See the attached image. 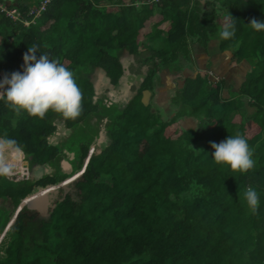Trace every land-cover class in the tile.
Segmentation results:
<instances>
[{
	"label": "trees",
	"instance_id": "trees-1",
	"mask_svg": "<svg viewBox=\"0 0 264 264\" xmlns=\"http://www.w3.org/2000/svg\"><path fill=\"white\" fill-rule=\"evenodd\" d=\"M41 1L19 2L20 20L0 12V80L22 72L23 55L36 44L38 55L74 73L83 110L76 120L51 111L44 119L16 117L0 100V136L23 148L25 168H50L41 176L0 177V234L7 226L11 241L0 264H264V31L249 25L264 21V0H51L25 24ZM229 23L235 36L223 40L219 32ZM162 34L169 47L154 49L164 44ZM191 44L231 49L250 69L228 98L207 73L187 78L172 102L177 111L183 98V111L162 116L144 104L142 91H154L155 75L171 62L188 66ZM126 48L140 73L147 66L138 93L127 104L94 101L90 72L104 67L106 79L118 84ZM147 49L153 54L144 57ZM193 81L199 84L188 93ZM189 114L198 117L195 128L178 122ZM92 124L93 136L73 140L74 127ZM101 124L108 140L96 153ZM237 133L253 151L246 174L212 157L210 142ZM65 149L75 153L70 170L61 166ZM248 187L259 197L256 214L244 198Z\"/></svg>",
	"mask_w": 264,
	"mask_h": 264
},
{
	"label": "clouds",
	"instance_id": "clouds-1",
	"mask_svg": "<svg viewBox=\"0 0 264 264\" xmlns=\"http://www.w3.org/2000/svg\"><path fill=\"white\" fill-rule=\"evenodd\" d=\"M249 25L256 31H264V21L253 18ZM235 32V25L229 23L224 25L219 36L223 40H229L235 36ZM38 51V45L29 46L28 51L23 55V71L4 74L3 79L0 80V100L4 101L5 106L16 117L26 112L31 117L44 119L51 111L61 115L65 120H76L83 110V94L74 73L58 59H50L48 54L38 55ZM135 95L133 93V96ZM11 124L12 127H16L17 120L13 119ZM52 143L58 144L59 141ZM210 143L214 149L212 157L217 165H227L232 172L241 174H246L254 168L253 151L244 135L237 133L235 136H228L220 143ZM64 151L69 158L63 159L67 158L70 161L74 158V152L68 149ZM70 153L74 154L70 155ZM25 165L26 155L19 143L9 138L7 134L0 136V177L12 178L22 174ZM39 165L42 164H37ZM244 198L248 209L252 214H256L259 207L257 192L252 187H248Z\"/></svg>",
	"mask_w": 264,
	"mask_h": 264
},
{
	"label": "crops",
	"instance_id": "crops-1",
	"mask_svg": "<svg viewBox=\"0 0 264 264\" xmlns=\"http://www.w3.org/2000/svg\"><path fill=\"white\" fill-rule=\"evenodd\" d=\"M22 1H27V0H7L6 2L7 4L13 2L14 6L19 8L18 3ZM128 1H134L136 2V5L137 4L141 5V3L145 2L146 0H128ZM109 2H112V1L109 0ZM202 2H204V0H202ZM32 6H36V5H31V7ZM204 6L207 7L206 4ZM224 51H228L230 53V56L225 54ZM123 53L124 55H126V53L130 54V56L132 57V53H130L129 50H123ZM195 53H197L196 60L194 56ZM183 58L184 57H181V59ZM189 59H191V61L194 62L192 67H185V68L178 70V69L170 68L167 66L161 70L160 76L158 77L157 88H154V91H152V99L154 98V95H155V89H158V94H156V98L158 99V101H155L154 105L157 107V109H160L159 107L161 106V108L163 109L162 111L164 113L176 112V111H173V105H172L173 98L176 96L178 92V89L176 86L179 85L180 83L181 85H183L187 78H197L198 74L207 73L209 76V79L212 82L216 84L222 83L221 95L224 98H228L229 96L238 93V91L240 90L241 84L244 81V78L246 77V74L248 72L247 71L246 73H244L245 71H243L242 67L239 65V62H237L235 58L233 57V53L231 49L219 50V49H213L212 47L207 48L202 44H191V54L189 56ZM124 60L125 59L121 58V62L124 63ZM242 62L244 65H247L248 70H249L250 69L249 63L245 59H243ZM91 72L89 74V78L93 82V86H94V81L99 80L98 79L99 71H97L96 77H92ZM106 76H107V72H106ZM215 77H219V79L215 80ZM105 79L106 78H103L102 80L105 81ZM175 79H177L176 83L174 81ZM221 80H223V82H221ZM161 91L165 92V95H166L165 98L163 97V94L160 95ZM100 93L101 91L98 94ZM97 97H98L97 93H95L94 101H96ZM168 97L170 98L169 101L167 100ZM147 105H151V104H147ZM162 105H164L165 107L168 106V108L169 109L171 108V110L168 111L164 109ZM152 108L154 110V107ZM189 118L190 117H185L184 119L185 122L182 125L186 126L187 128H191V127L195 128L197 126L198 121L194 120L192 117H191L192 119H189ZM53 137L55 138V141H57V135ZM107 140L108 139H106V141Z\"/></svg>",
	"mask_w": 264,
	"mask_h": 264
},
{
	"label": "rangeland",
	"instance_id": "rangeland-1",
	"mask_svg": "<svg viewBox=\"0 0 264 264\" xmlns=\"http://www.w3.org/2000/svg\"><path fill=\"white\" fill-rule=\"evenodd\" d=\"M138 5V4H137ZM73 9L76 7L75 6V4H73ZM164 36V34H162V35H160V38L162 37V40H160V41H162L164 44L163 45H161V46H157L156 48H154V49H158L159 47H162V46H168L169 47V45H168V42H167V40H166V38L165 37H163ZM141 47H143V44H141ZM198 51V50H197ZM129 52L131 53V51L129 50ZM144 57H147L148 55H152L153 54V52H152V49H147V50H144ZM224 53L225 54H227V55H229L230 56V53L228 52V51H224ZM133 56H134V54H132ZM196 55H197V53H195L194 54V56H195V60H196ZM122 56V55H121ZM123 59H126V60H129L128 62H126V60L124 61V63H127L128 64V68H129V66H130V64L132 63L130 60H132V57L130 56V54H127L126 53V55H124L123 56ZM181 59V58H180ZM230 59H231V57H230ZM188 61H189V65L188 66H185L184 65V61H180V60H178V61H175V62H171L170 63V66L171 67H173V68H185V67H192L193 66V64H194V62H192L191 61V59H189L188 58ZM231 61H232V59H231ZM137 64V63H136ZM236 64V63H235ZM239 65L242 67V69H243V71H245L244 73H246L247 71H248V67H247V65H244L243 64V62L241 61V62H239ZM88 69H83V71L84 72H86ZM130 70H133L135 73H137V76L139 77H137V78H133V77H130L129 78V81L130 82H132L131 83V86H130V88H129V93H128V95L127 96H125V97H123V101H129L131 98H132V96H133V93H134V90H137V89H139V87H140V78H142V77H144L143 76V74L145 75V73L147 72V70L146 69H144L143 71H142V73H140V69H138V67H136L135 65L134 66H132L131 68H130ZM178 70H180V69H178ZM83 72V73H84ZM82 72H78L77 73V75H79V77L80 78H82V77H84V74H83ZM94 73L93 72H91V75H92V77H95L96 76V74L95 75H93ZM191 74V73H190ZM193 74V73H192ZM201 75L203 76V78L205 77V76H207L206 74H203V73H201ZM160 75L159 74H157V75H155V80L159 77ZM180 77V76H179ZM178 77V78H179ZM217 79H219V77H215V80H217ZM245 79V78H244ZM175 81V83H176V81H177V79H175L174 80ZM198 81V80H197ZM197 81H193V82H191V86H190V90H189V92L188 93H190L191 91H193V90H195V88H196V86L199 84V83H197ZM186 82V81H185ZM209 83H212L211 81H209ZM185 84V83H184ZM184 84L183 85H181V83L179 84V85H177L176 87H177V89L179 90V89H181L183 86H184ZM182 86V87H181ZM155 88H157V84H156V86H155ZM176 89V90H177ZM104 91H109V88L107 89V88H105V90ZM103 91V92H104ZM167 91V90H166ZM103 92H101L100 94H97V96H99V95H101ZM111 92H114L113 90L111 91ZM156 94H158V89H155V95H154V98L152 99V94L149 96V99H148V104H151L152 105V107H154V111H159V113H161L162 114V116L165 114L166 115V117L167 116H169V112H166V113H164L162 110V108H161V106L159 107L160 109H157V107L154 105V102L155 101H158V99L156 98ZM161 94H163V97L165 98L166 97V95H165V92H162L161 91V93H160V95ZM159 98V97H158ZM151 99H152V101H151ZM167 100L169 101L170 100V98L168 97L167 98ZM151 101V102H150ZM179 104H178V108H177V111H176V115H179L182 111H183V106L185 105L184 103H183V98H179ZM163 107H164V109H166V110H168V111H170L171 110V108L169 109L168 108V106L167 107H165L164 105H162ZM170 106H171V104H170ZM87 107V106H86ZM173 108H174V106H173ZM200 111L201 112H204L202 109H200ZM174 114V113H173ZM193 115V114H192ZM191 114H189V116L188 117H190L189 119H192V118H195V119H197L198 117H195V116H193L192 118H191V116H192ZM201 116H203V113L201 114ZM200 116V117H201ZM178 118H180L179 116H178ZM185 119V118H184ZM184 119L182 118V119H179L178 120V122H179V124L180 125H182V123L184 124ZM168 126H170V124L168 125ZM101 127V126H100ZM99 127V128H100ZM96 128H97V124H92L87 130L86 129H84V128H82V127H74V131H73V134H72V138H73V140L75 141V140H77V139H79L80 137H83V136H93L94 134H95V132H96ZM102 134L101 135H103L104 136V138L105 139H108L107 137H106V135H105V133L104 132H101ZM51 141V140H50ZM98 141L99 140H97V143H95L94 144V150H96L95 152H97V151H100V149H102L101 148V146L99 145V143H98ZM52 142V141H51ZM199 145H201V146H204V143L203 142H200L199 143ZM64 160V159H63ZM62 160V161H63ZM67 170H70V169H67ZM32 171H33V169H32V165L31 166H28V167H26L24 170H23V173H22V175L24 174V173H26V174H28V175H31L32 174ZM41 172H44V169L42 168V167H40V166H37L36 167V169H35V172L34 173H38V174H40ZM37 174V175H38ZM42 174V173H41ZM41 174H40V176H41ZM33 176H36V175H33ZM8 228H7V226H5L3 229H2V231H1V234L0 235H2V239H3V241H2V243H1V245H0V253H3L7 248H8V244L9 243H11V241H10V234H9V237L7 236V233H8V231H7V233H6V230H7ZM6 233V234H5ZM9 240V241H8Z\"/></svg>",
	"mask_w": 264,
	"mask_h": 264
},
{
	"label": "flooded vegetation",
	"instance_id": "flooded-vegetation-1",
	"mask_svg": "<svg viewBox=\"0 0 264 264\" xmlns=\"http://www.w3.org/2000/svg\"><path fill=\"white\" fill-rule=\"evenodd\" d=\"M123 56H124V53H122V56H121V58L123 59ZM126 60V59H125ZM124 60V61H125ZM129 60H126V62H128ZM131 61V60H130ZM131 62H133V63H136V61L134 60V59H132V61ZM123 63V62H122ZM125 64H127V63H124V65ZM124 65H123V67H124ZM128 65V64H127ZM132 67V65L130 64V66H129V72L128 73H125V68H124V74L120 77V81H119V83L118 84H113L112 83V80H111V77H110V79H108V80H106L105 79V82H102L101 83V85H100V88L98 89V91H96L95 90V93H99L100 91L101 92H103L104 90H105V88H109V91H104L101 95H99L98 97H97V99H96V101L98 100V99H102L104 102H109V103H114V102H116L117 104H127V103H129L130 101H131V99L129 100V101H123V97H125V96H127L128 95V93H129V88H130V86H131V83L132 82H130L129 81V78L130 77H133V78H137L138 76H137V73H135L133 70H130V68ZM144 69H147V66H143L142 67V71L144 70ZM99 70V68L97 67V68H94L93 70H92V72L94 73L93 75H95L96 74V76H97V71ZM146 74V73H145ZM95 76V77H96ZM124 76V79H122V77ZM105 78H106V76H105ZM139 78V77H138ZM140 80L141 81H143L144 79H142V78H140ZM126 81V82H125ZM141 83V82H140ZM140 86H141V84H140ZM110 90H113L114 92H115V95L114 96H111V94H110ZM145 89H143V91H144ZM143 91H142V97H143ZM138 93V90H134V94H137ZM95 96V95H94ZM104 124H101V130H100V133L101 132H104L105 133V135H106V137H107V134H106V132H105V129H104ZM63 131H61V130H58L57 132H56V135L57 136H60V134L62 133ZM100 136V135H99ZM98 143H99V145H102L101 143H100V139L98 138ZM33 167H37V164H34V165H32V169H33ZM35 171H34V169H33V171H32V174L31 175H29V176H33V175H37L38 173H34ZM41 173H43V172H41ZM40 173V174H41Z\"/></svg>",
	"mask_w": 264,
	"mask_h": 264
},
{
	"label": "water",
	"instance_id": "water-1",
	"mask_svg": "<svg viewBox=\"0 0 264 264\" xmlns=\"http://www.w3.org/2000/svg\"><path fill=\"white\" fill-rule=\"evenodd\" d=\"M123 64H124V63H123ZM124 68H125V73H128V72H129V69H128V65H127V64L124 65ZM98 71H99V78H98L99 80L94 81V89H95L96 91H98V89L100 88L101 83H102V82H105V81H103L102 79L105 78V76H106V70H105L103 67H99V70H98ZM106 77H107V76H106ZM122 79H124V76L122 77ZM125 82H126V81H125ZM151 93H152V91L149 90V89H145V90L143 91V97H142V100H143V102H144L145 105L148 104V99H149V96L151 95ZM110 94H111L112 96H114V95H115V92H111V91H110ZM99 139H100V143H101V144L106 143V139L104 138L103 135H100V136H99ZM50 140H51L52 142H56L54 137H51ZM100 146H101L102 149H100V151H97V153H101L102 150H103L102 145H100ZM92 148L94 149V145L92 146ZM73 154H74V153H70V155H73ZM61 165H62V168H63L64 170L71 169V167H72L71 162H70L67 158L64 159V160L62 161V164H61ZM39 166L42 167V168H44V173H48L49 170H50L49 167H44V166H42V165H39ZM33 169H34V171H35L36 167H34ZM44 173H43V174H44ZM43 174H41V175H43Z\"/></svg>",
	"mask_w": 264,
	"mask_h": 264
},
{
	"label": "built area",
	"instance_id": "built-area-1",
	"mask_svg": "<svg viewBox=\"0 0 264 264\" xmlns=\"http://www.w3.org/2000/svg\"><path fill=\"white\" fill-rule=\"evenodd\" d=\"M50 1L51 0H43L39 5L30 7L28 11V15L31 16L32 18L29 21L28 20L25 21L24 18L23 21H25V24H29L32 21H34L37 17H39L40 13L46 9V6ZM152 1L156 2L159 0H152ZM0 12L13 20L22 19L19 8L16 6L10 7L9 4H7L3 0H0Z\"/></svg>",
	"mask_w": 264,
	"mask_h": 264
}]
</instances>
